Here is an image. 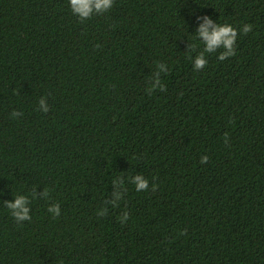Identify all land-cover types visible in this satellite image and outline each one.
<instances>
[{
	"label": "trees",
	"instance_id": "trees-1",
	"mask_svg": "<svg viewBox=\"0 0 264 264\" xmlns=\"http://www.w3.org/2000/svg\"><path fill=\"white\" fill-rule=\"evenodd\" d=\"M0 264H264V0H0Z\"/></svg>",
	"mask_w": 264,
	"mask_h": 264
},
{
	"label": "clouds",
	"instance_id": "clouds-1",
	"mask_svg": "<svg viewBox=\"0 0 264 264\" xmlns=\"http://www.w3.org/2000/svg\"><path fill=\"white\" fill-rule=\"evenodd\" d=\"M70 8L73 14L78 15L81 21L86 19H90L93 12H107L113 5V0H69ZM211 26L212 30L209 31V27ZM251 24H245L241 31L246 35L248 32L252 30ZM237 30L232 27L228 23L215 25L212 24V21L205 17V23L200 25L197 30V38H202V43L204 45L203 51L197 55L194 59L195 69L199 70L204 68L208 61L205 58L209 53H215L217 49L223 46L224 51L220 53L218 59L220 61L225 60L228 57H232L236 54L233 45L237 39ZM201 40V39H200ZM196 46L190 45V48H195ZM153 88H156V84L152 85ZM43 112L47 113L49 111L48 107L44 105V101H40ZM15 115V113H13ZM228 134L225 133V143H227ZM209 157L203 156L201 158V163L205 164L208 162ZM118 178L113 180V184L117 182ZM133 184L136 187V191H146L148 189V181L143 178L142 175H137L133 179ZM156 185H153V190H155ZM115 195V193H114ZM44 197H48V190L45 189L43 193ZM117 199H120L117 197ZM28 197L25 195H18L14 198V201L5 202V205L8 209L12 210V215L16 218V220H31V217L28 215L29 208L25 205L27 204ZM114 207L118 206L116 201L112 202ZM48 211L55 216L60 215V205L56 204L48 208ZM107 209L101 210L98 215H105ZM121 223H124L128 219L127 212L124 213L123 217L118 218Z\"/></svg>",
	"mask_w": 264,
	"mask_h": 264
}]
</instances>
